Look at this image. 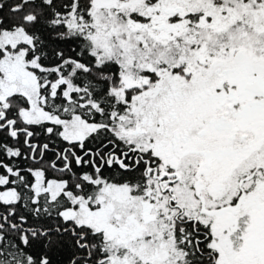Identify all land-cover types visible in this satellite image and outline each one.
Segmentation results:
<instances>
[{
    "label": "snow or ice",
    "instance_id": "snow-or-ice-1",
    "mask_svg": "<svg viewBox=\"0 0 264 264\" xmlns=\"http://www.w3.org/2000/svg\"><path fill=\"white\" fill-rule=\"evenodd\" d=\"M0 264H264V0H0Z\"/></svg>",
    "mask_w": 264,
    "mask_h": 264
}]
</instances>
